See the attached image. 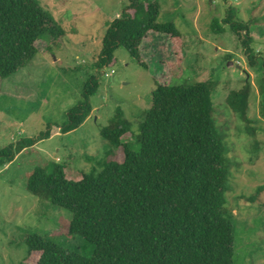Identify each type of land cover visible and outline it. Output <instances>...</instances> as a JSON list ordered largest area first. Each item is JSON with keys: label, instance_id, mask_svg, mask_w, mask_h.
I'll return each instance as SVG.
<instances>
[{"label": "rangeland", "instance_id": "obj_1", "mask_svg": "<svg viewBox=\"0 0 264 264\" xmlns=\"http://www.w3.org/2000/svg\"><path fill=\"white\" fill-rule=\"evenodd\" d=\"M37 1L53 16L62 36L53 42L46 37L38 41L39 52L32 63L0 80V150L22 139H37L34 146L0 167V264H35L39 254L32 253L27 259L26 245L33 233L65 241L68 244L62 246L84 257L92 255L93 245L68 235V212L48 207L27 193V178L46 162L65 163L73 171L102 169L110 160L106 154L112 146L100 130L111 124L118 108L131 130L123 142L135 144L151 105L153 77H160L153 59L164 66L163 84L216 83L213 120L223 141L229 175L226 207L235 216L233 264H261L264 113L259 87L264 60V0H139L143 6L157 2L158 22L172 23L182 36L183 71L174 72L175 76L167 67L175 61L171 41L152 35L140 46L149 70L142 69L122 47L114 51L110 66L96 68L106 31L123 14L127 0ZM229 9L234 11L233 21L250 30L255 66H250L242 39H237L229 25H223L222 33L211 29L212 21H224ZM246 82L251 91L244 119L226 110L225 100ZM89 83L92 85L87 89ZM88 91L92 92L90 115L79 128L64 133L67 114ZM48 131L50 136L42 138ZM117 154L116 160H121L122 155Z\"/></svg>", "mask_w": 264, "mask_h": 264}, {"label": "trees", "instance_id": "obj_2", "mask_svg": "<svg viewBox=\"0 0 264 264\" xmlns=\"http://www.w3.org/2000/svg\"><path fill=\"white\" fill-rule=\"evenodd\" d=\"M127 2L123 14L106 31L96 68L110 66L114 51L122 47L142 69L149 70L140 46L152 35L171 41L175 61L167 67L174 76V72L181 73L182 36L172 23L158 22V3ZM233 13L229 9L224 21L213 20L211 29L222 33L223 25H229L242 39L250 66H255L250 30L234 22ZM61 36L53 16L37 0H0V80L32 63L39 52L38 41L46 37L53 42ZM153 60L160 77H153L151 105L135 144L123 142L131 130L118 108L111 124L100 130L112 146L106 154L110 160L102 169L73 171L65 163L46 162L28 176L27 193L48 207L68 212V235L93 245L92 255L84 257L62 246L68 244L65 241L33 233L26 245L27 259L39 254L35 264L234 263L235 216L226 207L229 175L223 141L213 120L216 83L163 84L164 66ZM246 83L225 100L226 110L244 119L251 91ZM259 89L264 113V60ZM91 93L85 92L83 101L67 114L64 133L79 128L88 118ZM49 136L48 131L41 137ZM36 141L22 139L0 150V167ZM118 152L121 160H116Z\"/></svg>", "mask_w": 264, "mask_h": 264}, {"label": "built area", "instance_id": "obj_3", "mask_svg": "<svg viewBox=\"0 0 264 264\" xmlns=\"http://www.w3.org/2000/svg\"><path fill=\"white\" fill-rule=\"evenodd\" d=\"M113 72V71H112Z\"/></svg>", "mask_w": 264, "mask_h": 264}]
</instances>
